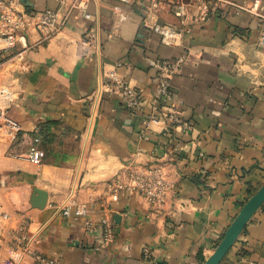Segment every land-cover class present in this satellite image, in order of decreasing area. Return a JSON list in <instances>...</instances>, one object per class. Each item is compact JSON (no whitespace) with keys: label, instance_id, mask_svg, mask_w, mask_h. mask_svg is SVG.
<instances>
[{"label":"crops","instance_id":"1","mask_svg":"<svg viewBox=\"0 0 264 264\" xmlns=\"http://www.w3.org/2000/svg\"><path fill=\"white\" fill-rule=\"evenodd\" d=\"M27 11L55 10L49 0H15ZM67 0L63 9L70 6ZM244 6L264 0H232ZM141 0H89L86 19L73 11L56 36L26 34V48L0 64V87L13 101L8 115L21 127L15 142L0 137V264H143L148 245L159 264H204L243 204L264 183V48L260 20L225 8L192 27L182 48L161 44L143 26ZM119 15H127L120 21ZM159 23L176 24L165 11ZM92 37L90 54L81 40ZM187 55L171 80L168 103L192 121L188 134L163 125L144 131L120 100L105 92L115 70L150 98L155 72L148 59ZM145 134V135H144ZM146 136V139L143 136ZM35 136L45 159H26ZM178 145L176 161L165 163ZM163 164L172 194L156 211L137 193L108 188L127 160ZM46 204L36 207L38 191ZM73 200L81 217L55 212ZM119 215L120 220L111 219ZM108 218L113 239L104 242ZM88 223L90 226L88 227ZM264 263V203L220 264Z\"/></svg>","mask_w":264,"mask_h":264},{"label":"built area","instance_id":"2","mask_svg":"<svg viewBox=\"0 0 264 264\" xmlns=\"http://www.w3.org/2000/svg\"><path fill=\"white\" fill-rule=\"evenodd\" d=\"M58 5L55 10L27 11L18 8L15 0H0V64L12 56L20 45L26 48V34L34 31L40 40L56 36L65 27L70 14L78 11L86 19L89 0H72L68 8L63 9L67 0H49ZM127 2L129 0H121ZM147 6L143 26L160 37L162 45L169 48H182L184 39L191 34L192 27L209 21L213 16L224 11L225 8L234 9L236 14L241 12L260 20L259 43L264 48V15L259 13L257 2L250 6L235 3L232 0H141ZM162 11L176 19V24L159 23L156 18ZM120 21L127 19V15H119ZM92 37H85L81 44L85 47L84 55L90 54ZM16 56L22 52H15ZM187 61V55L181 54L175 58L148 59L147 65L155 72V86L150 98L144 96L142 89L131 86L124 77L115 70L108 72L104 90L117 97L132 117L139 118L144 131L151 125H163L165 131L178 130L188 134L193 130V123L187 120L182 112L168 103L172 99L171 80L179 74ZM8 87H0V137L13 143L16 141L21 127L12 119L6 109L13 101ZM145 135V134H144ZM143 136L146 139V136ZM40 137L35 136L28 147L26 159L33 166L40 168L45 159V152L40 146ZM179 146L174 144L166 157L169 165L176 161ZM114 182L108 188L111 201H117L121 191L141 195L150 207L156 211L162 209L168 196L172 194V185L166 180L161 161L142 165L127 160L123 167L114 175ZM55 212L64 217H81L86 214V208L70 200L61 207L52 206ZM90 223H88V227ZM103 240L110 242L113 239L112 225L108 218L101 221ZM143 264H159L153 250L144 245L141 249ZM43 264H56L53 261L40 258ZM251 264H264L253 262Z\"/></svg>","mask_w":264,"mask_h":264},{"label":"water","instance_id":"3","mask_svg":"<svg viewBox=\"0 0 264 264\" xmlns=\"http://www.w3.org/2000/svg\"><path fill=\"white\" fill-rule=\"evenodd\" d=\"M46 194L44 191H38L36 199V207H43L46 204ZM264 203V183L263 185L243 204L239 213L233 222L226 229L221 241L216 246L212 255L205 261L204 264H220L227 252L232 248L237 241L239 235L243 232L246 224L251 219L253 214ZM111 219L116 221L120 220L119 215L113 213Z\"/></svg>","mask_w":264,"mask_h":264}]
</instances>
